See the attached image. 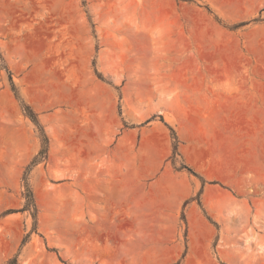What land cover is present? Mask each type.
<instances>
[{
    "label": "rangeland",
    "instance_id": "rangeland-1",
    "mask_svg": "<svg viewBox=\"0 0 264 264\" xmlns=\"http://www.w3.org/2000/svg\"><path fill=\"white\" fill-rule=\"evenodd\" d=\"M201 95L231 113L177 109ZM147 161L148 205L181 209L148 227V264H264V0H0V264H129L119 229L82 254L81 211L107 202L82 173ZM189 208L213 228L207 261L188 254Z\"/></svg>",
    "mask_w": 264,
    "mask_h": 264
},
{
    "label": "crops",
    "instance_id": "crops-1",
    "mask_svg": "<svg viewBox=\"0 0 264 264\" xmlns=\"http://www.w3.org/2000/svg\"><path fill=\"white\" fill-rule=\"evenodd\" d=\"M184 107L187 113L197 115V111L209 112L214 108L232 111V102L221 99L207 98L201 95V98H192L191 100L177 103V109ZM170 108H174L175 104H170ZM185 123V119H183ZM181 123H178L180 130ZM185 139L187 135L182 133ZM39 145L35 144L33 153L38 150ZM28 151V150H27ZM92 152H99L98 146L91 147ZM94 152V153H95ZM22 155L20 158H24ZM31 156V154L29 155ZM20 159V161L22 160ZM23 161V160H22ZM154 166L150 169L154 170L161 164L160 159L152 162ZM125 173H118L115 168H107L106 171L98 172L94 167L88 166L86 171L82 173L81 188L86 196L104 195L107 198L106 203L89 202L86 208L81 211L80 227L86 229V234L82 235L81 252L86 254L87 260L94 259L99 256L102 251L107 250L104 243L100 242L99 232L102 228L119 229V237H113L111 250L119 259L127 255L132 257L129 264H148V227L169 228L176 227V221L180 217L181 209L178 206L169 207L164 203L161 206L148 205V178L151 173H148V161L144 172H137L135 167ZM168 175L161 172L154 183L149 184L152 189L156 185H166L167 189ZM123 196L120 201L114 200L115 197ZM116 201V202H115ZM188 221L190 225L200 228L199 235H192L188 239V254L209 260L211 256L212 244V226L209 223L208 217L203 209L187 210ZM122 228L135 229L130 230L131 236L126 238V231L121 232ZM117 233L114 231V234ZM86 235V236H85ZM168 243V236L160 240ZM131 259V258H130Z\"/></svg>",
    "mask_w": 264,
    "mask_h": 264
},
{
    "label": "trees",
    "instance_id": "trees-1",
    "mask_svg": "<svg viewBox=\"0 0 264 264\" xmlns=\"http://www.w3.org/2000/svg\"><path fill=\"white\" fill-rule=\"evenodd\" d=\"M13 85H14V83H13ZM22 106H23L24 110L30 112V116L33 118V120L36 123H38L37 115H36V113H34L33 109L30 107V105L22 101ZM150 120H152V119H150ZM160 120H162L163 122H165L164 119H163V117H162V115H160ZM169 128L171 129L172 138L174 140L173 141V155H178V154H180L179 153V143H180V140H179V137H178V134H177L176 130L173 127H171L170 125H169ZM32 164H36V160L35 159L33 160ZM183 168H185V169H187L189 171L192 170L191 167H189L187 164H184L183 165Z\"/></svg>",
    "mask_w": 264,
    "mask_h": 264
}]
</instances>
